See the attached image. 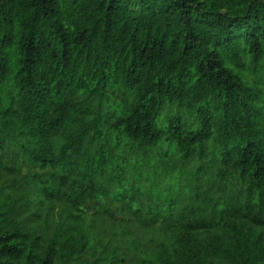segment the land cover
<instances>
[{
    "label": "trees",
    "instance_id": "1",
    "mask_svg": "<svg viewBox=\"0 0 264 264\" xmlns=\"http://www.w3.org/2000/svg\"><path fill=\"white\" fill-rule=\"evenodd\" d=\"M0 264H264V0H0Z\"/></svg>",
    "mask_w": 264,
    "mask_h": 264
}]
</instances>
